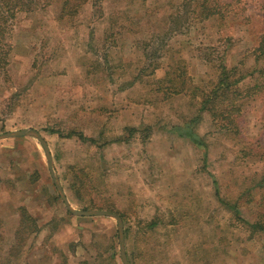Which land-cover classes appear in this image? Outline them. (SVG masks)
I'll return each instance as SVG.
<instances>
[{
    "label": "rangeland",
    "instance_id": "374dc122",
    "mask_svg": "<svg viewBox=\"0 0 264 264\" xmlns=\"http://www.w3.org/2000/svg\"><path fill=\"white\" fill-rule=\"evenodd\" d=\"M94 1L18 14L0 134H42L71 206L121 216L129 264H264V0H213L206 20L197 0ZM222 63L237 131L199 114ZM70 214L39 140H0V264H124L116 219Z\"/></svg>",
    "mask_w": 264,
    "mask_h": 264
},
{
    "label": "trees",
    "instance_id": "16d2710c",
    "mask_svg": "<svg viewBox=\"0 0 264 264\" xmlns=\"http://www.w3.org/2000/svg\"><path fill=\"white\" fill-rule=\"evenodd\" d=\"M61 3V16H75L79 12V10L86 5L91 0H59ZM93 1V0H92ZM102 1V0H100ZM53 0H0V77L1 76H8L9 75V67H10V57L12 53V46L10 44V35L11 32L14 30V22L16 21L18 14L20 13H32L37 9L44 8L50 5ZM211 2L213 0H197V7L200 10V14L198 17L201 19H209L212 16L218 14L217 6H211ZM96 9L100 7L99 0H95L93 2ZM187 6V5H185ZM259 54L264 57V35L261 37L259 47L257 49ZM178 63V62H177ZM176 63V64H177ZM173 64L170 67V70L167 72L168 79L171 80L170 76L172 73L175 74V70H173ZM236 69H229L225 64H221L220 66V74L218 82L213 86L211 91L203 96V99L200 104L199 114H203L205 112H209L214 121L217 119L228 118L230 121V127L232 130H238V124L231 120L233 115H240L242 108L240 106L233 103V96H239L241 90L239 88V83H241L242 78H234L236 74ZM175 76V75H174ZM173 76V77H174ZM174 78H172L173 80ZM182 84L181 86H184ZM227 106L224 108L218 109V107H223L222 104L224 102H228ZM196 120V119H195ZM191 123H194V121ZM228 126V125H227ZM182 128H180L181 130ZM130 132L136 131L134 128L129 129ZM182 136L188 137L191 141H193L196 145L202 147L204 146V142L202 138L195 132L193 126H186L185 130L180 131ZM69 136H78L82 141H91L94 142L95 140L92 138H87L83 133L77 134L76 132H71ZM225 205L230 207L234 212L237 213L235 209L236 204H231L224 199H222ZM70 216H72L70 214ZM22 223H30L32 225V233H37L39 231V227L32 218V216L27 212L26 209H23L22 212ZM153 223L150 227H153ZM248 225L252 228V230H256L258 228L257 224H249ZM264 231V228L261 227ZM82 264H88L87 262H83Z\"/></svg>",
    "mask_w": 264,
    "mask_h": 264
},
{
    "label": "water",
    "instance_id": "95a60500",
    "mask_svg": "<svg viewBox=\"0 0 264 264\" xmlns=\"http://www.w3.org/2000/svg\"><path fill=\"white\" fill-rule=\"evenodd\" d=\"M16 137H33L39 140L41 145L43 146L47 159H48V168L50 171V174L53 178V181L55 183V186L57 188V191L59 195L61 196L62 201L64 202L67 210L74 216L77 217H109L116 219L118 223V230H119V239H120V251H121V258L124 264H129L126 249H125V228L124 223L118 214H115L110 211H98V210H76L74 209L67 196L66 193L60 183V180L56 174V171L54 169V162H53V156L51 154L50 147L47 143V141L43 138L42 134L34 129H23L15 132H8L5 134H0V140L2 139H11Z\"/></svg>",
    "mask_w": 264,
    "mask_h": 264
},
{
    "label": "crops",
    "instance_id": "0c3cea01",
    "mask_svg": "<svg viewBox=\"0 0 264 264\" xmlns=\"http://www.w3.org/2000/svg\"><path fill=\"white\" fill-rule=\"evenodd\" d=\"M249 224H252V223H249ZM253 224H257V223H253ZM258 225V224H257ZM251 228V227H250ZM252 229V228H251ZM262 230V229H261Z\"/></svg>",
    "mask_w": 264,
    "mask_h": 264
}]
</instances>
